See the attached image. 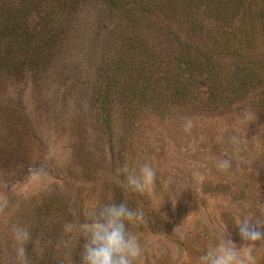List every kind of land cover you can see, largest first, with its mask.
Wrapping results in <instances>:
<instances>
[{
  "label": "rangeland",
  "instance_id": "obj_1",
  "mask_svg": "<svg viewBox=\"0 0 264 264\" xmlns=\"http://www.w3.org/2000/svg\"><path fill=\"white\" fill-rule=\"evenodd\" d=\"M55 1L64 20L56 53L14 76L12 88L0 82V264H80L78 226L118 199L143 212L128 224L142 248L135 264H197L222 231L240 244L239 218L264 222V76L214 99L205 75L182 96L163 80L132 95L135 73L122 75L118 47L122 38L144 43L162 66L194 42L232 67L243 54L259 65L264 37L254 38L247 18L218 11L223 0H125L135 6L122 15L106 0H75L69 13ZM102 94L111 95L108 110ZM225 158L229 170L217 166ZM142 163L157 179L137 193L125 177ZM17 226L30 233L23 256ZM254 255L264 264V241Z\"/></svg>",
  "mask_w": 264,
  "mask_h": 264
},
{
  "label": "trees",
  "instance_id": "obj_2",
  "mask_svg": "<svg viewBox=\"0 0 264 264\" xmlns=\"http://www.w3.org/2000/svg\"><path fill=\"white\" fill-rule=\"evenodd\" d=\"M60 1L66 13L70 12L69 10L75 2V0ZM106 1L113 12L117 11L119 15L123 13L131 14L134 10L133 5L135 6V3L129 2V4H126L125 0ZM56 2L55 0H0L1 83L12 88L14 76H21L28 71L35 70L43 61L50 60L53 53H56L55 28L57 23L61 27L63 25L61 21H64L56 13ZM173 4H171V9L165 10V12H168L167 16L172 17L175 15ZM221 7L227 10V15L238 19L240 22L247 18L249 24L246 28L251 31L254 38L256 33H258V36L262 35L264 37V0H223V4L219 3L217 10ZM128 14L124 16L127 21ZM36 15L39 20L38 23L33 21ZM128 22L131 24V20ZM129 23H125L126 27ZM167 31L174 36L177 35V32L172 28ZM122 45L125 47L123 48ZM179 46V57L172 60H169L171 56L167 57L166 61L161 62L162 66H160V62L148 50L147 45L133 42L130 38L121 39L118 51L121 49L123 53L119 55V64L122 68L126 66L127 70L131 68L132 72L135 73L131 75L139 81L137 84L134 78L135 86L131 87L132 95L138 93L139 90L150 92L155 89L158 81L163 80L168 84L166 88L170 89L175 95L182 96L189 89L195 88L193 82H196L197 75H205L208 90H210L208 92L209 98L214 99L225 93L233 96L248 90L256 80L257 75L264 76L263 56L259 60V65H256L254 60H249L250 58L244 54L242 56L235 55L234 59L230 55L232 56L233 65L227 67L215 62L208 50L204 51L194 42H184ZM127 70L122 69V75H124V72H130ZM155 77H160V79L156 78V81ZM110 96L109 94H102V109L108 110ZM119 201L120 199L117 200V202Z\"/></svg>",
  "mask_w": 264,
  "mask_h": 264
},
{
  "label": "clouds",
  "instance_id": "obj_3",
  "mask_svg": "<svg viewBox=\"0 0 264 264\" xmlns=\"http://www.w3.org/2000/svg\"><path fill=\"white\" fill-rule=\"evenodd\" d=\"M217 166L221 170H229L232 162L227 158L221 159ZM156 179V169L149 163L133 168L125 177L127 186L137 193L151 189ZM167 199L174 205L176 194L171 193ZM142 218L143 212L129 207L126 202L99 207L85 223L78 226L83 238L80 264H135L142 248L137 236L128 230V224ZM75 227L68 224L65 230L73 231ZM235 228L239 230L240 244L235 243L227 231H222L198 257L197 264H255L254 250L258 242L264 241V222L244 216L236 221ZM14 235L21 245L18 252L23 256L22 245L30 238V233L26 228L17 226Z\"/></svg>",
  "mask_w": 264,
  "mask_h": 264
}]
</instances>
